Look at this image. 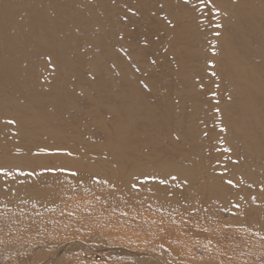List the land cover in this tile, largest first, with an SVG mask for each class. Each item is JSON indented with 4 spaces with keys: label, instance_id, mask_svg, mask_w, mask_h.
Segmentation results:
<instances>
[{
    "label": "bare ground",
    "instance_id": "bare-ground-1",
    "mask_svg": "<svg viewBox=\"0 0 264 264\" xmlns=\"http://www.w3.org/2000/svg\"><path fill=\"white\" fill-rule=\"evenodd\" d=\"M216 6L218 18L237 17L228 28L211 25ZM229 83L254 90L259 101L222 97L224 109L240 111L227 141L242 143L248 158L264 154V114L246 125L249 114L264 109V0H0V202H36L48 177L33 171L63 161L128 190L120 218L154 239L131 250L156 260L143 264L260 257L216 238L226 231L220 212L186 210L208 200L245 207L264 192V174L239 167L228 185L218 175L221 155L212 152L218 143L199 139L205 128L213 140L220 135L211 126V93ZM252 166L264 169V159ZM241 175L243 191L235 182ZM259 179L263 186L255 188ZM148 184L173 199L150 206L141 194ZM247 208L264 221V208ZM197 235L203 240L193 241Z\"/></svg>",
    "mask_w": 264,
    "mask_h": 264
},
{
    "label": "rangeland",
    "instance_id": "rangeland-1",
    "mask_svg": "<svg viewBox=\"0 0 264 264\" xmlns=\"http://www.w3.org/2000/svg\"><path fill=\"white\" fill-rule=\"evenodd\" d=\"M219 12L216 6L213 9V13H210L211 20L213 21L211 25L214 24L213 26L216 27H222L223 25L225 28H228L237 19L234 13L228 18H218ZM214 65L210 62L208 63V66H211L210 72L218 76V70ZM213 66L215 67L214 69ZM199 89L202 91L203 88L199 86ZM215 89L218 91L211 93L215 96V101L212 103L214 104L213 119L215 123L213 122L211 126L220 135L213 140L211 134L208 131L206 132L205 128L203 133L199 135V139L218 143V146L213 148L212 151L221 155L218 158L221 162L220 173L218 175L228 185L230 184L229 181H232L230 175L237 167L246 171L253 170L255 176L263 175L264 169L253 167L252 164H257L259 159L263 160L264 154H257L254 158H248L244 155V149L246 150L247 148L242 143L235 141L230 144L227 141L231 131L238 129L236 121L240 116V111L234 110V112H230L222 106V97L226 98L228 96L230 98L234 94H241L251 103H255L259 101L258 95L254 90H248L247 87L238 83H229V86H223L222 90L218 87ZM163 91L164 89L160 92L162 93ZM220 104L221 106H219ZM261 114H264V109H259L249 114L247 116L248 124L246 125L250 126L254 122L253 119ZM251 130L254 135L262 133V130ZM234 152L238 156H241L242 159H234L232 157V153ZM71 156L73 157L72 154H67L68 159ZM33 173L48 177L41 184L48 191L40 193L37 196L38 203L36 201L30 202L27 205L9 206L0 202V264H58L57 262L60 259L69 261V264H143L142 262L145 261H156L153 257L150 258L151 256L148 254L141 253V255H138L134 253L133 255V252H131V250L136 249L135 246H149V244L153 243L154 239L144 240L140 228L137 226L130 228L120 218L127 215L121 209V203H124L123 200L127 199L128 190H124V186L117 180L113 181L104 177L93 176L80 167L75 169L68 168V165L63 161H59L56 165L49 164L48 162L43 168L33 171ZM239 177L235 182L238 181V189L243 191L246 185V176L241 175ZM175 178L176 176H172V180ZM144 181L150 183L151 179L147 178ZM262 181V179H259V182L262 183ZM259 182L255 188L263 186V183L261 185ZM141 194L145 198L152 200L150 201V206L161 205L172 200L174 196L173 193L167 192L165 193V198L158 197V191L150 184L142 190ZM263 195L264 192L260 196H249L248 200L250 204L245 207L238 204L229 208L219 205L212 206V201L208 200L204 206H186V210L187 213L190 211L192 214H203V217L216 214L217 212L223 214L221 226L228 231H225L224 235V231H222V234L216 235V238L224 240V246L239 248V250L237 249L238 251L247 249L263 253L260 257L249 255L239 258V253L236 251L233 256L241 260L237 261L238 264H264V221L257 214L247 211V206L249 205L264 208ZM238 199L241 200L240 197ZM214 201L220 202L216 199ZM57 202L58 204H56ZM149 212L155 211L151 210ZM163 217L160 216V218ZM134 219H139V217H134L131 220ZM127 220H130V218ZM197 224H200V222H197ZM42 230L43 232H41ZM99 231L101 232V236H98ZM207 231V233L211 232ZM138 239H143V241H139ZM202 240L201 235L194 236L193 238L195 242ZM65 248L68 249L66 250ZM119 249H124V251H120ZM122 251L123 253L119 254ZM144 256H148L149 258ZM91 261L92 263H90ZM216 264L223 263L216 262ZM225 264L229 263L225 262Z\"/></svg>",
    "mask_w": 264,
    "mask_h": 264
},
{
    "label": "snow or ice",
    "instance_id": "snow-or-ice-1",
    "mask_svg": "<svg viewBox=\"0 0 264 264\" xmlns=\"http://www.w3.org/2000/svg\"><path fill=\"white\" fill-rule=\"evenodd\" d=\"M229 183H231V181H229Z\"/></svg>",
    "mask_w": 264,
    "mask_h": 264
}]
</instances>
